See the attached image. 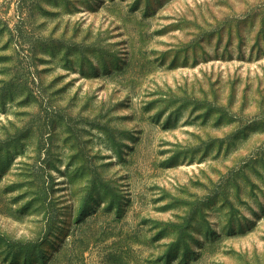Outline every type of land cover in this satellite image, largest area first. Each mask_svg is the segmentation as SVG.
Returning a JSON list of instances; mask_svg holds the SVG:
<instances>
[{
	"label": "rangeland",
	"instance_id": "obj_1",
	"mask_svg": "<svg viewBox=\"0 0 264 264\" xmlns=\"http://www.w3.org/2000/svg\"><path fill=\"white\" fill-rule=\"evenodd\" d=\"M49 223L87 264H264V0H0V234Z\"/></svg>",
	"mask_w": 264,
	"mask_h": 264
},
{
	"label": "trees",
	"instance_id": "obj_2",
	"mask_svg": "<svg viewBox=\"0 0 264 264\" xmlns=\"http://www.w3.org/2000/svg\"><path fill=\"white\" fill-rule=\"evenodd\" d=\"M68 232L69 228L65 231L66 236L57 240L53 249L48 248L54 236V224L51 223L44 225V229L41 228L32 238L19 240L0 234V264H87L85 252L88 251L89 244L86 236L64 247L63 241ZM125 254L126 252L115 248L106 255V259L109 264H114L113 260L123 262L124 259L127 260Z\"/></svg>",
	"mask_w": 264,
	"mask_h": 264
}]
</instances>
